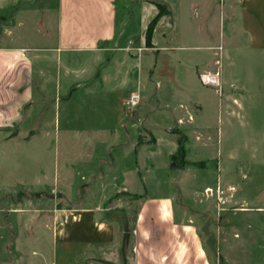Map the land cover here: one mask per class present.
I'll return each mask as SVG.
<instances>
[{
  "label": "rangeland",
  "instance_id": "1",
  "mask_svg": "<svg viewBox=\"0 0 264 264\" xmlns=\"http://www.w3.org/2000/svg\"><path fill=\"white\" fill-rule=\"evenodd\" d=\"M178 1L202 33L169 41L160 52L168 70L145 79L140 71L154 52L134 48L147 45L149 24L140 14L157 0H123L132 39L124 48L139 53L132 92L141 100L133 111L123 105L131 90L99 80L85 88L81 75L64 74L67 55L34 67L47 76L32 75L31 105L21 121L0 124V264H133L143 196L166 200L172 213H144L149 248L166 250L180 238L194 254L181 221L207 264H264V55L242 51L238 13L225 9L231 0ZM220 45L233 50L228 58ZM87 57L70 66L81 69ZM215 60L237 81L222 89L240 101L237 115L222 112L219 86L202 85L186 68L217 70ZM183 70L188 77L179 80Z\"/></svg>",
  "mask_w": 264,
  "mask_h": 264
},
{
  "label": "crops",
  "instance_id": "2",
  "mask_svg": "<svg viewBox=\"0 0 264 264\" xmlns=\"http://www.w3.org/2000/svg\"><path fill=\"white\" fill-rule=\"evenodd\" d=\"M234 3L232 0L229 1L225 9L228 14L238 13L239 32L247 43L242 51H258L264 55V0H234ZM178 4V0H157V5L162 8V14L158 16L153 26L149 45L143 43L144 46L139 44L134 48L144 47L141 52L145 49L154 52L151 60L148 58L145 60V65L142 67L143 73L140 71L145 79L151 78L155 73H165L168 70L166 66L168 56L160 52L169 49V41L180 40L183 35L196 36L202 33V30L197 28L198 23L193 24L192 16L187 9L182 11ZM118 12L121 13V18ZM157 12V7L145 8L140 15L145 16L148 25ZM0 24H2L0 28V124L22 120L20 116L23 107L31 105L34 88L32 75L37 74L36 76L40 79L47 76L43 68L35 70L34 67H44L46 61L57 59L61 55H67L64 62L60 61V68L64 69V74L74 71L76 80L82 77L85 88L91 81L95 83L99 80L106 83L105 85L109 83L110 85L107 86L110 89L132 92L133 86L139 84L137 71L139 53L135 57L132 50L124 48L132 39L124 28L123 0L120 4L117 0H0ZM224 47L220 45L216 50L218 53L221 51L223 57L228 58L233 50ZM175 48L183 49L184 47L179 45ZM81 53L89 54V57L83 60L81 69L71 67L70 65L76 63L72 59L80 57ZM99 62H101L100 66H98ZM215 65L218 66L217 70L214 66H200L199 69L194 65L186 66V68L190 70L189 75L190 73L193 75L194 71L197 77L204 73H218L222 112L237 115L240 101L222 92V89L227 90L226 85L229 89L237 81L233 78L228 79L217 60ZM187 77L188 73L183 70L179 80H185ZM155 85L158 86V81ZM189 103L200 110L201 105L197 101H189ZM181 106L178 105L179 108ZM182 107L185 112L181 117H184V114L192 117L186 107L184 105ZM157 114L163 115L159 112ZM193 121L194 118L187 122L192 124ZM118 131L120 130H113L115 133ZM149 208L161 210L163 216L172 214L166 200L142 197L137 213L138 220H141L142 238L134 244L133 264H207L193 229L182 224L181 221L178 222L180 232L184 236H192L196 248L194 254L188 256L185 241L182 242L180 238H177L174 243L165 245L166 250H161V245L158 247L153 245L149 248L146 243L145 231L147 230L143 224L144 213ZM190 257L192 258L189 259Z\"/></svg>",
  "mask_w": 264,
  "mask_h": 264
},
{
  "label": "built area",
  "instance_id": "3",
  "mask_svg": "<svg viewBox=\"0 0 264 264\" xmlns=\"http://www.w3.org/2000/svg\"><path fill=\"white\" fill-rule=\"evenodd\" d=\"M199 81L202 85H210V86H214L217 87L219 86V77H218V73L215 74H209V73H204L201 74L199 76ZM140 95L138 92H131L128 97L124 100L123 105L125 106V108L129 111H133L134 109H136V107H138V105L140 104ZM188 116V121H191V117L189 115ZM177 123L181 124L182 123V119H178Z\"/></svg>",
  "mask_w": 264,
  "mask_h": 264
},
{
  "label": "trees",
  "instance_id": "4",
  "mask_svg": "<svg viewBox=\"0 0 264 264\" xmlns=\"http://www.w3.org/2000/svg\"><path fill=\"white\" fill-rule=\"evenodd\" d=\"M157 9H158V12H157L156 16L150 21L149 26L147 27V29H148V31H149V34H148V37H147V42H146L147 45H149V40H150V36H151V32H152V27L154 26V24H155V22H156L158 16H159L160 14H162V8L159 7V5H157ZM150 31H151V32H150Z\"/></svg>",
  "mask_w": 264,
  "mask_h": 264
},
{
  "label": "bare ground",
  "instance_id": "5",
  "mask_svg": "<svg viewBox=\"0 0 264 264\" xmlns=\"http://www.w3.org/2000/svg\"><path fill=\"white\" fill-rule=\"evenodd\" d=\"M207 191H209V189H207Z\"/></svg>",
  "mask_w": 264,
  "mask_h": 264
}]
</instances>
